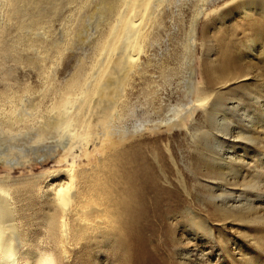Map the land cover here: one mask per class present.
<instances>
[{
  "label": "bare ground",
  "instance_id": "obj_1",
  "mask_svg": "<svg viewBox=\"0 0 264 264\" xmlns=\"http://www.w3.org/2000/svg\"><path fill=\"white\" fill-rule=\"evenodd\" d=\"M190 1L189 36L175 64L163 49L154 48L160 49L164 41L161 31L166 19L181 18L182 0H0L6 17V22H0V163L12 169L28 166L30 154L37 155V163L50 159L61 163L41 182L9 173L0 176V264H92L93 255L104 248L129 254L128 264H134L136 257L131 258L130 251L131 255L134 248L144 252L150 231L165 228L174 240V231L181 227L191 236L210 228L209 218L191 205L193 193H203L197 190L201 185L188 189L174 156L170 155L173 168L158 150L160 170L140 144L125 150L128 135L132 140L159 127L186 124L184 117L174 120L176 114L167 120L149 116L167 105L168 84L183 73L186 94L218 132L227 126L228 115L220 101L226 89L231 84L239 90L247 86L250 67L237 64L213 66L214 79L197 82L200 21L222 0ZM226 5L227 13L238 8L245 21H253L256 14L264 17V0H231ZM65 8L74 17L57 38L53 21ZM84 11L101 16L95 33L87 36L80 16ZM223 11L213 12L223 18ZM80 42L90 47L89 52L74 53ZM73 56L77 59L72 68H56V63L69 62ZM8 58L34 70L40 86L16 85L11 79L14 69L6 65ZM224 61H229L228 55ZM262 109L248 120L255 132L264 130ZM131 118L135 121L128 124ZM243 133L234 157L240 156L247 142L257 140L253 131ZM107 144L114 146L113 151L105 150ZM204 167L205 185L213 177L226 180L234 168L224 158L219 163L206 162ZM172 170L176 180L170 179ZM261 240L264 244V237Z\"/></svg>",
  "mask_w": 264,
  "mask_h": 264
},
{
  "label": "rangeland",
  "instance_id": "obj_2",
  "mask_svg": "<svg viewBox=\"0 0 264 264\" xmlns=\"http://www.w3.org/2000/svg\"><path fill=\"white\" fill-rule=\"evenodd\" d=\"M230 1H220L218 6L206 11L208 13L206 16L203 15L204 17L200 21L201 31L195 57L196 80L200 84H204V78L209 81L214 79L216 66L237 64L242 68L250 67L247 72L249 73L248 79L245 81L247 86L239 90L238 87H234L235 84H231L226 89L228 91L226 96L220 100L222 112L228 115L227 121L225 120L226 128L224 127L221 132H218L217 128L202 116V108L196 106V103L192 101L193 99L185 92L188 82H186L187 79L183 73V77H178L168 84L170 88H167V93L164 95L167 105L149 114L150 117L160 120L163 118L165 120L170 119L174 114H176V118L173 117L174 120H180L181 117H184L186 124L182 126L183 128L178 126L173 129L159 127L144 132L142 136H133L132 140L128 135L125 141L127 143L125 150L130 148L131 144H140L147 151L149 161L157 165L156 167L160 170L159 151L166 155V160L171 167H173V161L170 155L174 156L173 159L179 164L187 178L188 189L194 188L195 184L201 185L197 186V190L203 193L194 192L191 205L195 210L203 213L204 218H209L208 227L210 228L204 232L196 230L194 237L188 233H183L185 230L181 227L180 230L174 231V240L169 239L170 234L165 233V228L162 232L153 233L150 231L146 233L145 251L141 252L134 248V255H131L130 251L131 258L136 257L139 261L144 260L138 262L135 259L134 264H240L244 260L247 262L252 260L255 262L254 264H264V244L261 240V237H264L262 230L264 227V130L260 131L261 128H259L255 132V128L248 127L250 117L255 119V115H259L264 108V84H260L264 83V17L256 14L253 21L242 20L238 8H233L231 12L227 13L229 10H227L226 4ZM175 8L174 10L177 9ZM216 9L224 10L222 12L223 18L215 15L213 11ZM180 10L181 18L172 19V17H168L169 20L166 19V27L164 26L165 29L162 28L164 30L161 31L162 41H164L159 45L160 49L156 46L154 48L156 50L163 49L175 64L180 61L179 55L185 52L183 43L187 41V36H189L188 29L192 15L191 1L182 0ZM2 12L0 10V17L4 19L1 18L0 22L4 23L6 17ZM1 14L3 15L1 16ZM183 14L184 18H182ZM209 15L215 17L211 18ZM80 16L85 23L84 35L94 34L100 22V14L84 11L80 13ZM73 17L72 12L65 8L63 13L55 17L53 21V35L57 38L62 37L64 25L71 23L70 18ZM171 20L174 21L170 23ZM15 32L14 27H12L10 33L13 35ZM89 50L88 45L80 42L75 46L74 53L78 55L89 52ZM226 55L229 56L228 62L224 61ZM76 59V56L71 57L69 62L62 59L58 64H55L56 68H72ZM52 63L54 64L51 62L49 65H53ZM6 65L14 69L12 71L14 75L11 79L16 85L40 86L37 74L26 64H15L8 58ZM0 86L2 85L0 84ZM126 121L131 124L130 122L135 120L131 118V120ZM244 131H253L257 140L254 143L247 142L242 152L239 151L240 156L234 157L237 149L240 148V134L243 135ZM53 139L55 137L49 140L52 141ZM111 145L107 144L105 150L113 151L114 146ZM36 156L30 154L29 157L32 158V161L29 165L15 169L5 167L0 163V176L9 173L15 178H29L41 182L48 171L61 164L55 159L37 163L34 161ZM208 157L209 160H205ZM233 157L242 162L234 160ZM220 158L222 160L224 158V163H232L234 168L226 180L213 177L209 179L206 186L203 178L204 164L210 163V161L219 163L221 162ZM177 177L175 170H172L170 179L176 180ZM53 181L56 180L53 179ZM204 185L206 187H202ZM221 194H224L222 199L218 197ZM233 209H243L240 210L243 214L235 213L232 211ZM229 211L232 212L229 213ZM186 235L189 237L186 238ZM252 238H256V242L253 243ZM258 238L260 242H257ZM177 252L179 253L177 254ZM123 253L117 249L112 251V249L104 248L93 255L92 264L130 263L127 261L129 254L124 253L123 255ZM183 254H186L188 258L184 257ZM252 257L254 258L252 259Z\"/></svg>",
  "mask_w": 264,
  "mask_h": 264
}]
</instances>
